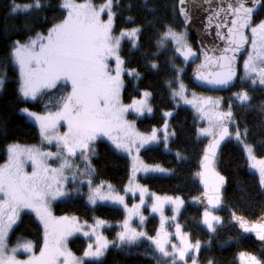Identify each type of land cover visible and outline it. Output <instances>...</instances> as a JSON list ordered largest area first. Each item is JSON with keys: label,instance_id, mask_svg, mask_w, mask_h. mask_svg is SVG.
Returning a JSON list of instances; mask_svg holds the SVG:
<instances>
[{"label": "rangeland", "instance_id": "374dc122", "mask_svg": "<svg viewBox=\"0 0 264 264\" xmlns=\"http://www.w3.org/2000/svg\"><path fill=\"white\" fill-rule=\"evenodd\" d=\"M62 7L66 14L60 22L23 41L12 40L10 45L8 60L18 73L19 93L38 106L26 105L19 112L38 127L41 139L0 147V264H83L86 259L101 258L112 243L104 232L111 221L80 219L52 210L56 201L74 195L84 196L90 206L106 203L123 209L125 218L116 224L118 244L148 241L158 264H211L200 261L201 243L191 240L178 221L183 198L156 193L140 181L146 174H167L160 164L145 162L140 151L160 141L165 149L170 130L167 123L139 130L136 119L152 112L148 91L128 103L122 100L123 74L131 71L124 68L120 46L124 39L135 45L138 29L115 31L112 0L98 4L63 0ZM248 34L250 44L240 60L239 80L260 84L264 81V10ZM188 37L187 30H172L163 40L183 48L192 46ZM5 71L0 73V92L10 75ZM172 94L194 111L199 122L197 137L202 139L217 131L229 113L224 97L190 89L180 80ZM231 95L235 100L247 98L241 91ZM172 112H165V117ZM231 137L244 148L258 179L264 180V156L257 157L237 132H231ZM102 138L131 164L134 177L122 189L95 179L90 150L94 140ZM25 211L39 222L41 244L37 248L25 237L9 243ZM200 211L201 224L213 233L222 220L220 211ZM148 215L157 216L152 233L146 227ZM75 235L88 241L82 255L68 245ZM237 255L238 264H260L250 252Z\"/></svg>", "mask_w": 264, "mask_h": 264}, {"label": "trees", "instance_id": "16d2710c", "mask_svg": "<svg viewBox=\"0 0 264 264\" xmlns=\"http://www.w3.org/2000/svg\"><path fill=\"white\" fill-rule=\"evenodd\" d=\"M92 1L98 4L105 0ZM177 2L112 0L115 31L138 29L135 45L124 39L120 46L124 68L131 71L123 74L122 100L128 103L132 98L140 96L142 91H148L152 112L136 119L139 130L148 131L165 123L170 130L165 149L160 141L140 151L145 162L160 164L167 174H146L140 176V181L156 193L183 198L185 205L180 210L178 221L191 240L201 243L198 257L202 263L238 264L237 254L250 252L258 256L260 264H264V245L254 244L231 223L234 215L255 220L264 214V191L259 187L260 179L256 171H253L254 167L247 162L244 148L237 139L230 136L216 159L215 168L225 175L227 186L224 190L223 209L219 212L222 220L211 233L201 224L202 214L195 202L201 194L195 174L207 139L197 137L199 122L194 111L178 103L172 94L174 85L180 80L190 89L224 97L226 108H230L226 115L230 116L232 132H237L241 140L253 148L254 154L263 158L264 81L259 84L238 78L235 86L227 91L217 92L193 85L190 80L192 65L183 63L175 54V47L163 40L169 31H185L176 10ZM62 3L63 0H0V73L3 70L10 73L0 92V147L12 141L38 143L41 139L38 127L19 112L26 105L32 108L38 106L35 102L24 100L19 93L18 73L8 56L12 40L23 41L60 22L66 14ZM263 10L264 4L254 17L255 22L261 17ZM188 39L194 47V39L190 33ZM239 91L247 95L245 100L232 98L231 94ZM167 111L173 112L165 117ZM133 117L134 115L131 118ZM90 151L93 155L91 163L94 165L95 179L122 189L131 178L128 157L118 153L103 138L94 140ZM2 156L0 154L1 160ZM52 210L59 215L75 214L86 220L98 217L112 222L111 226L104 228L105 234L112 241L107 251L101 258L86 259L83 264H158L155 251L148 241L117 243L116 224L125 218L121 207L106 203L90 206L84 196L74 195L56 201ZM156 224L157 216L148 215V231L152 233L157 228ZM21 237L33 240L36 248L41 244L39 222L28 211L20 215L19 223L11 231L9 243ZM87 243L82 236L75 235L69 239L68 245L72 252L82 255Z\"/></svg>", "mask_w": 264, "mask_h": 264}, {"label": "water", "instance_id": "95a60500", "mask_svg": "<svg viewBox=\"0 0 264 264\" xmlns=\"http://www.w3.org/2000/svg\"><path fill=\"white\" fill-rule=\"evenodd\" d=\"M180 22L194 39L195 46L185 44L175 54L192 65L191 82L204 90L227 91L239 78L240 60L249 46V28L260 11L262 0H177ZM231 135L230 116L225 115L218 130L206 140L199 159L195 181L201 189L198 208L222 210L225 175L215 168L222 147ZM253 171L255 169L253 168ZM133 176V175H132ZM264 191V180L259 181ZM254 244L264 245V214L250 220L235 216L231 222Z\"/></svg>", "mask_w": 264, "mask_h": 264}, {"label": "bare ground", "instance_id": "6f19581e", "mask_svg": "<svg viewBox=\"0 0 264 264\" xmlns=\"http://www.w3.org/2000/svg\"><path fill=\"white\" fill-rule=\"evenodd\" d=\"M254 17H255V16H254ZM253 19H254V18H253ZM254 22H255V19H254ZM254 22H253V24H254ZM253 24H252V25H253ZM252 25H251V26H252ZM249 29H250V28H249ZM248 33H249V32H248ZM248 36H249V34H248ZM249 44H250V43H249ZM243 56H244V55H243ZM243 56H242V57H243ZM240 64H241V63H240ZM239 76H240V75H239Z\"/></svg>", "mask_w": 264, "mask_h": 264}]
</instances>
